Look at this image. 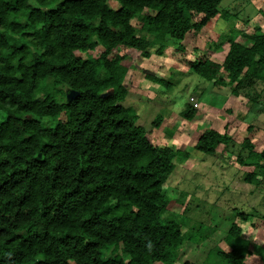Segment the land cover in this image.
<instances>
[{
	"label": "trees",
	"instance_id": "trees-1",
	"mask_svg": "<svg viewBox=\"0 0 264 264\" xmlns=\"http://www.w3.org/2000/svg\"><path fill=\"white\" fill-rule=\"evenodd\" d=\"M220 3L0 0V264H193L178 261L182 223L162 190L174 159L189 153L153 143L124 103V50L147 56L158 44L160 53L167 40L197 34ZM241 35L243 42L225 40L222 62L199 56L187 70L232 92L245 81L264 83V30ZM95 47L101 49L92 55ZM192 111L186 104L182 114L189 119ZM229 142L228 133L208 128L194 149L213 155ZM237 162L253 166L246 181L264 180V148ZM234 212L241 221L250 214ZM258 224L264 227V211ZM241 232L238 222L230 224L228 248L213 253L214 263L252 264L247 256L254 255L264 264V243L251 249Z\"/></svg>",
	"mask_w": 264,
	"mask_h": 264
},
{
	"label": "rangeland",
	"instance_id": "rangeland-1",
	"mask_svg": "<svg viewBox=\"0 0 264 264\" xmlns=\"http://www.w3.org/2000/svg\"><path fill=\"white\" fill-rule=\"evenodd\" d=\"M110 4L116 6L113 1ZM200 16L196 14L195 18ZM256 26L264 30V0H221L218 13L197 34L190 30L180 42L167 40L160 53L158 44H153L147 47V56L138 49L124 50L128 65L123 79L128 90L124 103L136 112L137 122L153 143L189 153L183 160L179 156L174 159L175 167L162 184L163 192L171 198L172 218L182 223L179 262L217 264L213 253L228 248L226 231L235 221L251 249L264 243V227L258 224L264 211V180L257 185L249 183L245 175L253 166L237 162V156L244 158L249 149L264 148V83L245 81L232 92L206 82L185 66L199 56L222 62L228 49L225 40L234 35L243 42L241 32H251ZM100 49L95 47L90 53L97 55ZM146 70L170 82L169 86L151 81ZM62 90L67 91L65 86ZM63 95L61 99L65 100L66 93ZM186 104L193 109L189 119L182 114ZM157 115L162 118L155 127L151 122ZM2 116L0 112V120ZM208 128L230 137L228 144L217 145L213 155L194 149L197 136ZM246 139L248 148L244 149ZM236 209L250 213L248 219L241 221ZM247 262L258 264L259 260L248 255Z\"/></svg>",
	"mask_w": 264,
	"mask_h": 264
}]
</instances>
